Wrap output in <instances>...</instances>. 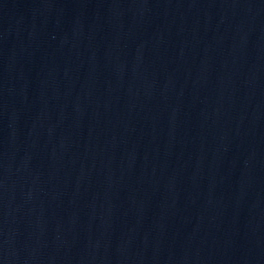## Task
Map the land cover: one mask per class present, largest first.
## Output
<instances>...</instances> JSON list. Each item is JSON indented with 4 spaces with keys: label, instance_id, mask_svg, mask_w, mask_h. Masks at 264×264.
Here are the masks:
<instances>
[{
    "label": "water",
    "instance_id": "95a60500",
    "mask_svg": "<svg viewBox=\"0 0 264 264\" xmlns=\"http://www.w3.org/2000/svg\"><path fill=\"white\" fill-rule=\"evenodd\" d=\"M0 264H264V0H0Z\"/></svg>",
    "mask_w": 264,
    "mask_h": 264
}]
</instances>
